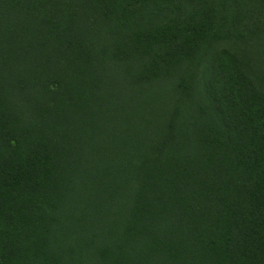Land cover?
I'll list each match as a JSON object with an SVG mask.
<instances>
[{"label": "trees", "instance_id": "trees-1", "mask_svg": "<svg viewBox=\"0 0 264 264\" xmlns=\"http://www.w3.org/2000/svg\"><path fill=\"white\" fill-rule=\"evenodd\" d=\"M0 264H264V0H0Z\"/></svg>", "mask_w": 264, "mask_h": 264}]
</instances>
